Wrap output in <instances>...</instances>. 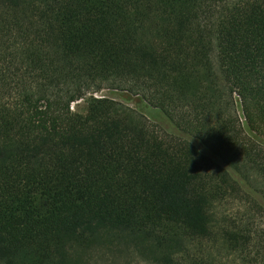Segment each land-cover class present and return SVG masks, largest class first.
I'll return each instance as SVG.
<instances>
[{"label":"trees","instance_id":"trees-1","mask_svg":"<svg viewBox=\"0 0 264 264\" xmlns=\"http://www.w3.org/2000/svg\"><path fill=\"white\" fill-rule=\"evenodd\" d=\"M106 86L150 117L72 111ZM242 166L264 179V0H0V264H260L255 212L223 211L264 213Z\"/></svg>","mask_w":264,"mask_h":264},{"label":"rangeland","instance_id":"rangeland-1","mask_svg":"<svg viewBox=\"0 0 264 264\" xmlns=\"http://www.w3.org/2000/svg\"><path fill=\"white\" fill-rule=\"evenodd\" d=\"M213 59L215 63H217V58H215V55L213 56ZM94 98L113 99L131 109H134L138 114L143 115L146 118H149L151 112H153L150 107L146 106L140 101L141 98H139V96L136 94L125 90L113 89L107 86L101 90L93 89L88 92L83 99L72 103V111L78 115H86L89 104ZM235 98L236 102L233 111L243 123L245 122V117L243 114L242 105L240 99L237 96H235ZM242 172L245 174L244 176H246L251 188L264 192V179L260 178L253 170L247 168L246 166H242ZM223 211H227L228 214L238 218H241V216H243L248 211L253 217V212H255L257 216L255 217V226H258L256 229H264V213L255 211V209L248 202H229V204L223 208ZM250 220L253 222L252 219ZM86 262H88L87 264H152L142 259L135 253V250L131 248H100L88 255V257H86ZM224 262L227 264H233V258L231 257V259H224ZM260 264H264V261Z\"/></svg>","mask_w":264,"mask_h":264}]
</instances>
